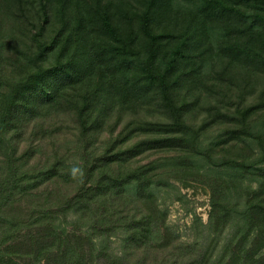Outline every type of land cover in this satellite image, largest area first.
Here are the masks:
<instances>
[{
  "label": "trees",
  "instance_id": "1",
  "mask_svg": "<svg viewBox=\"0 0 264 264\" xmlns=\"http://www.w3.org/2000/svg\"><path fill=\"white\" fill-rule=\"evenodd\" d=\"M3 1L2 7L5 5L19 19L31 12L37 20L32 23L36 32L32 29L33 35L26 33L28 40L23 39L29 44L28 50L18 49L27 66L25 74L18 83L0 87V134L5 135L1 138L7 142V149H12V159L19 144L15 136L46 108L71 104L82 136L87 137L103 125V109L109 112L113 104L121 102L133 111L123 133L94 163L89 161L95 166L79 165L83 169L75 174L77 193L69 206L73 204L82 218L92 219L90 234L110 237V230L121 226L124 218L126 243L146 245L150 235L167 225L153 208L156 201L151 177L156 166L130 168L131 162L146 152L169 150L175 156L180 154L177 162H190L199 156L195 140L201 132L220 124L226 126L219 145L223 148L229 144V154L236 143L246 144V138L251 137L264 152V126L257 132L252 128L255 120L264 117V91L253 99L255 102L245 103L254 88L252 73L264 72V0H183V4L178 0ZM12 42L5 44L0 29V52ZM228 80L231 86L227 91L218 92L225 101L223 109L210 104L212 100L204 98L206 91ZM234 95H238V102H232ZM156 102L163 109L164 119L155 121L140 114V109ZM200 109L207 116L194 126L192 115ZM137 135L142 137L139 142L125 146ZM29 150L33 153L35 148L26 149L23 158ZM238 158H227L224 164L241 169L248 158ZM61 164L65 170L66 165ZM58 168L54 164L43 170L42 181L57 177ZM28 178L29 173L23 183L20 178L3 186L15 187L19 197H24L41 184L32 175L34 180L24 185ZM128 188L133 189L132 195ZM137 201L148 205L141 215L127 211L126 206ZM211 205L217 225L224 224L230 215L226 207L230 201L223 199L218 185L211 187ZM27 206L19 208L0 201V264L95 263L94 237L74 231L61 237L51 229L57 211L34 220L36 212L27 213ZM117 213L123 216L120 221ZM13 216L21 220L10 221ZM243 220L248 230L223 264H264V184L247 195ZM24 222L39 227L36 235L25 237L29 243L16 236L18 241L13 244H1L3 234H12L13 239ZM164 233L161 248L167 247L165 242L171 238L169 230ZM107 251L101 250L99 264H106ZM202 261L207 264L208 260Z\"/></svg>",
  "mask_w": 264,
  "mask_h": 264
},
{
  "label": "rangeland",
  "instance_id": "2",
  "mask_svg": "<svg viewBox=\"0 0 264 264\" xmlns=\"http://www.w3.org/2000/svg\"><path fill=\"white\" fill-rule=\"evenodd\" d=\"M178 1L183 4V0ZM3 3L4 1L1 0L0 17L3 21L0 22V29L2 36H5V44L7 40L8 42L13 41L14 46L7 44L2 47L3 51L0 52L3 68L0 73V87L7 83H18V79L20 80L21 76L25 74L27 66L25 67L24 56L18 49L25 52L28 50L29 44L24 43L23 39L28 40V33L33 35L32 31L35 30L32 23L37 22L31 16V12H26L27 16L19 19L18 16L13 15L12 10L7 11L5 5L2 7ZM23 21L25 22L22 24ZM8 34L12 35L11 38L8 37ZM251 76V84L254 85V88L247 96L245 102L247 104L255 102L253 99L257 100L261 92L264 91V72L258 70ZM229 86H231L229 80L226 81V84L221 85V88L219 86L211 88L210 86V91H206L204 98L212 100L210 104L218 105L223 109L225 101L220 93L226 92ZM8 90L9 88L7 92ZM237 96L234 95L232 102H238ZM119 104H113L109 112L107 109H103V125L96 131L91 130L94 132L89 137L82 136L81 125L71 104L63 102V104H57L53 110L46 108V111L32 118L28 122L29 124L23 127V134L15 136V141L18 140L19 144L14 159L11 158L12 149H7V142L1 138L5 135L0 134L2 141H0V194L2 197L0 201L12 203V205L15 203L19 208L27 206L28 203L31 207H37L33 209L27 206L29 209L27 213L36 212L34 217L31 216L34 220L43 219L44 214L48 211H57L56 214L53 213L56 216L55 226L51 228L53 232L61 237H65L73 231L94 237V264H99V255L105 248L108 250L106 264H204L202 260H208L207 264L226 263L232 251L235 250V245L240 242L248 230L247 222L245 223L243 220L247 195L249 192L256 193L264 184V152L259 148V144L253 137L246 138V144L239 141L236 143L238 146L235 150L229 154V144L223 148L219 145L223 127L226 124L210 127L206 131H202L197 140L194 139L199 156L190 162H177L176 157L180 154L175 156L174 152L169 150H152L131 162L130 168H135L140 164L156 166L155 175L151 177L154 179L152 184L155 188L153 201H156V205L154 204L156 207L153 206V208L158 218H165L167 224L161 228V232L150 235L146 245L129 246L126 243L128 229L125 231L126 221L124 218L121 226H116L113 232L110 230V237L104 236L103 238L90 234L92 219L89 220L87 216L82 218L80 212L73 208V204L69 206L70 200L77 193V182L74 179L75 174L81 169L79 165L89 163V168L95 166L94 159L107 151L110 143L120 133H123L127 122L133 117L131 116L133 111L128 105L121 106V102ZM140 110H142L140 114L148 119L155 121L164 119L163 109L157 102ZM192 116L195 119L194 126H199L207 113L200 109ZM106 117L107 119H105ZM255 121L252 126L253 131L262 130L264 117ZM141 139V136H133L125 146H130ZM34 148L33 153L29 150L27 157L23 158L26 149ZM239 155L248 158L241 169L228 167L224 164L227 158L240 160ZM60 163L66 165L65 170L61 168L63 164L60 165ZM54 164L60 167L57 177L55 176L50 182H43L42 171ZM27 173H29V178L24 185L30 180H34L32 175L37 177V181L40 180L41 184L38 185V188L30 190L29 194L24 197H19L20 193L15 187L3 186V184L12 182L13 175L16 177L15 179L21 178L23 183V178ZM9 179L10 181H8ZM217 185L221 194L223 193V199L230 201L232 206V209L230 205L226 206L230 209V215L224 224L219 225H217L216 217L212 215L211 205V187ZM127 192L132 195L134 191L128 188ZM8 196L10 198H7ZM147 206L145 203L137 201L126 207L127 211L132 210L133 214L141 215L143 210H148ZM116 216L119 217V221L123 217L119 213ZM9 219L16 221L17 219L21 220V217L13 216ZM23 224L17 229V234L14 232L16 235L13 239H10L12 234L8 236L3 234L4 239L1 236V244H13L18 241L14 240L16 236L29 243L30 241L25 237L36 235L39 227H29L25 222ZM166 230H169L171 238L165 242L168 244L167 247L161 248L159 245Z\"/></svg>",
  "mask_w": 264,
  "mask_h": 264
}]
</instances>
